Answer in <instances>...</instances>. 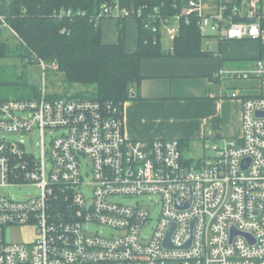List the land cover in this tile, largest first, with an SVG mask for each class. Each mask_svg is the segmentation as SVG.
Returning <instances> with one entry per match:
<instances>
[{"label":"built area","instance_id":"obj_1","mask_svg":"<svg viewBox=\"0 0 264 264\" xmlns=\"http://www.w3.org/2000/svg\"><path fill=\"white\" fill-rule=\"evenodd\" d=\"M203 1L213 7L205 11ZM135 16L140 9L115 2L102 4L95 19ZM181 17L196 20L207 51L232 40L264 43V0H185L181 13L159 15L152 29L172 43ZM37 64L36 98L0 100V188L38 191L20 199L0 193V264H264V96L241 99L240 137L215 138L211 159L195 167L175 138L127 137L110 102L50 98L48 63ZM255 72L264 84L261 61ZM250 73L220 68L211 77ZM34 132L37 156L23 140L4 137ZM48 132L58 133L47 141ZM133 197L141 201H124ZM93 225L110 233L88 230ZM27 226L30 240L12 239L13 228Z\"/></svg>","mask_w":264,"mask_h":264},{"label":"trees","instance_id":"obj_2","mask_svg":"<svg viewBox=\"0 0 264 264\" xmlns=\"http://www.w3.org/2000/svg\"><path fill=\"white\" fill-rule=\"evenodd\" d=\"M115 2L130 12L141 10V16L129 17L137 23V44L133 52L125 51L124 17L116 18L117 42L104 43L101 39L100 20L95 19L96 15L102 4ZM184 6L185 0H0V25L5 22L15 32L19 42L16 55L22 60L37 62L39 58L55 64L68 86L79 84L90 89L88 95L76 92L73 97L110 102L123 114V103L138 97L135 88L142 79V58L218 53L202 49V35L196 20L190 18L186 22L183 17L171 48L167 52L162 49L160 30L153 31L152 25L159 28V15L172 17L181 13ZM227 43L219 44L218 50H223ZM6 44L0 40V60L8 56ZM258 51L264 56V43L258 42ZM1 70L0 64V74ZM131 92L136 93L131 95ZM37 95L35 89L34 98ZM215 125L213 122L212 127ZM185 163L189 164L187 160Z\"/></svg>","mask_w":264,"mask_h":264},{"label":"crops","instance_id":"obj_3","mask_svg":"<svg viewBox=\"0 0 264 264\" xmlns=\"http://www.w3.org/2000/svg\"><path fill=\"white\" fill-rule=\"evenodd\" d=\"M123 27L125 49L133 52L137 23L134 18H126ZM100 31L104 43L117 42L116 18L101 19ZM169 44L162 49L167 52ZM213 49L218 53L142 58V79L135 88L138 97L123 103L125 135L132 139L175 138L182 141L181 146L189 147L204 141L207 124L215 122V127L208 129L214 138L240 137L241 99L262 95L263 83L255 71L259 61L264 64V56L259 55L258 42L252 39L228 41L221 51L214 44ZM220 68L251 73L246 79H213L212 73ZM228 93L238 96L229 97Z\"/></svg>","mask_w":264,"mask_h":264},{"label":"rangeland","instance_id":"obj_4","mask_svg":"<svg viewBox=\"0 0 264 264\" xmlns=\"http://www.w3.org/2000/svg\"><path fill=\"white\" fill-rule=\"evenodd\" d=\"M213 3L202 2V6L205 11L213 7ZM211 31V30H209ZM168 35L166 31L161 33V46H169ZM0 40L7 43L8 47V56L0 60L2 65L0 79L3 82L0 85V99H33L34 90L39 89L42 85V69L40 65L37 64L36 60L34 62H27V60H22L16 55L18 50V40L16 36L7 28H3L0 32ZM47 63V62H46ZM45 70V87L46 92L50 95H59V96H69L73 97L76 92L83 93L88 95L90 92L89 88H86L79 84H73L68 86L63 80V76L55 68L50 66L49 63L46 65ZM262 95L264 96V84L261 87ZM205 129V139L204 141H197L190 145L189 147H182V157L184 160H187L189 165L197 166L202 162L207 163L212 157V151L209 149V146L214 142L215 138L213 134H209L212 126L210 122ZM58 132H48L46 133L47 141L50 140L51 136H55ZM6 139L11 140H23L26 150L34 152L37 156L39 153V136L37 132H34L30 135L27 134H7L4 136ZM203 157V158H202ZM199 160V161H198ZM199 162V163H198ZM86 195H88V189L85 187L82 190ZM37 189L29 186L21 187H4L0 188V193L10 195L14 199L24 198L26 196L34 195L37 193ZM147 203L150 202V199H143ZM156 201V199H153ZM128 202H140V197H133L124 199ZM154 212V213H153ZM153 219L150 221L146 227V234L150 232V228L155 222L157 216V211H153ZM90 231H101L103 233H110L109 230L100 228L99 226L93 225L88 228ZM33 229L29 226L22 228H13L12 229V239L18 241L30 240L33 237Z\"/></svg>","mask_w":264,"mask_h":264},{"label":"water","instance_id":"obj_5","mask_svg":"<svg viewBox=\"0 0 264 264\" xmlns=\"http://www.w3.org/2000/svg\"><path fill=\"white\" fill-rule=\"evenodd\" d=\"M133 94H134V92H131V95H133ZM215 137H218V134H215ZM169 234H170V231L167 234V238L169 237ZM189 237H190V232H189V235H188V239H189Z\"/></svg>","mask_w":264,"mask_h":264},{"label":"bare ground","instance_id":"obj_6","mask_svg":"<svg viewBox=\"0 0 264 264\" xmlns=\"http://www.w3.org/2000/svg\"><path fill=\"white\" fill-rule=\"evenodd\" d=\"M162 13V12H161ZM167 13V12H166ZM123 20V19H122ZM182 22V21H181ZM121 23V22H120ZM122 24V23H121ZM203 49V48H202ZM126 51V50H125ZM257 77V76H256ZM245 96V95H244ZM88 99V98H87ZM27 100V99H26ZM113 101V100H112ZM135 139V138H134ZM179 140V139H178ZM181 144H182V141H181ZM181 146V145H180ZM183 147V145L181 146ZM203 158V157H202ZM199 161V160H198ZM199 163V162H198Z\"/></svg>","mask_w":264,"mask_h":264}]
</instances>
